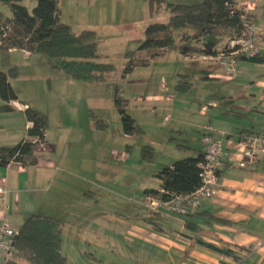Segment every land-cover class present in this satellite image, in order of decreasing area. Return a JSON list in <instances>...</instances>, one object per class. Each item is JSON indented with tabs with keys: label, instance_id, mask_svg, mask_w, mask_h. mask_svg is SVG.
I'll list each match as a JSON object with an SVG mask.
<instances>
[{
	"label": "crops",
	"instance_id": "0c3cea01",
	"mask_svg": "<svg viewBox=\"0 0 264 264\" xmlns=\"http://www.w3.org/2000/svg\"><path fill=\"white\" fill-rule=\"evenodd\" d=\"M236 1L244 4V0ZM263 4H258L253 12L260 15ZM256 26L264 29V17ZM5 58L18 72L11 80L18 100L7 105L0 100V146H12L25 137L31 126L23 116L26 106L43 111L33 104L30 92L28 98L24 96L20 80L24 73L31 72L26 76L34 81L39 68L48 64L38 54L16 49L9 50ZM253 64L264 68V64ZM260 78L264 79V74ZM61 80L62 86L71 83ZM37 86L35 83L38 90ZM82 86L75 85L74 93L89 91ZM257 86L262 93L258 97L251 93L237 104L239 110L226 111L236 120L225 124L220 131L215 130V138L229 149L240 133L257 132L264 126V80ZM57 91L61 90L57 88ZM31 92L38 94L36 90ZM81 97L72 98L66 122L68 110L59 109L61 117L56 122H51V115L46 113L49 127L45 130V143L39 147L36 166L23 167L16 163L0 166V183L8 190L6 208L0 205V224L6 222L17 231L30 214L59 219L63 223L61 252L68 264H264V152L253 166L240 168L234 161L235 152L230 151V157L222 159L218 171L220 188L212 198L201 201L189 216L160 209L151 217L156 228L148 221L150 213L144 207L146 212H143L139 205L144 197L137 201L125 197L121 200V195L114 194L115 198L110 200L104 194L111 188L97 179L99 174L94 170L97 154L92 151L93 123L83 121L79 127L74 124L79 118L75 107L82 104ZM86 97L88 104L83 107L87 108L90 96ZM190 149V155L196 152ZM106 157L110 159V154ZM158 185L156 178L154 186L144 189ZM132 201L136 206L129 204ZM186 221L195 229H188ZM221 250H228L229 254ZM5 258L6 253L0 252V264Z\"/></svg>",
	"mask_w": 264,
	"mask_h": 264
},
{
	"label": "rangeland",
	"instance_id": "374dc122",
	"mask_svg": "<svg viewBox=\"0 0 264 264\" xmlns=\"http://www.w3.org/2000/svg\"><path fill=\"white\" fill-rule=\"evenodd\" d=\"M22 3L29 11L35 5L34 0H23ZM249 3L250 7L247 4H243V7L253 12L262 1L250 0ZM59 9L61 21L69 24L75 32L95 30L99 60L113 64L117 72L110 79L95 84L71 81L73 85L69 83L71 85L68 88V85L62 86L64 82L61 79L66 80L62 73L44 66L39 68L34 81L28 78L31 72L24 73L20 80L23 86H20L25 91L24 96L28 98L30 92L33 104L51 115V122L60 120L59 109L68 110L66 122L73 99L82 96L79 99L82 104L78 102L77 109L75 107L79 118L74 120V124L79 127L83 121L93 123L94 130L90 134L93 138L92 151L97 154L94 170L99 174L97 179L111 188L110 192H104L110 200L115 198L114 194L121 195V200L124 197L135 201L143 198L144 188L155 184V173L174 160L192 153L181 148V145L202 150L201 133L204 125L220 131L225 124L236 120L233 114L226 111L239 110L237 104H241L251 93L257 97L262 93L257 86L260 80H264L260 78L264 74L262 66L242 61L240 75L228 78L219 65L201 61L186 62L177 50H169L122 78L120 70L127 61L122 56L123 52L139 46L148 24L167 20L165 12L150 18L147 4L142 0H59ZM0 11L9 14L6 6L1 7ZM184 34L183 31L175 32V40L182 41ZM226 41L225 38L218 39L217 47ZM213 43L203 41L190 45L206 49ZM38 55L46 61L43 54ZM179 74L186 76L181 80L192 84L188 92L175 89ZM212 75L214 77H210ZM75 85H85L89 91L74 93ZM116 87L120 89V95L128 99L127 113L139 124L143 131L141 135H123L119 114L113 105ZM57 88L61 90L60 93ZM32 90L38 94L32 93ZM85 95L90 96L87 108L83 107L88 104ZM212 103L216 107L211 106ZM202 106H206V114L200 113ZM100 119L104 127L96 126V121ZM98 124L101 125V122ZM146 145L151 146L152 157L141 160V150ZM107 153L110 159H107ZM135 201L129 204L136 206ZM139 205L146 212L144 201Z\"/></svg>",
	"mask_w": 264,
	"mask_h": 264
},
{
	"label": "trees",
	"instance_id": "16d2710c",
	"mask_svg": "<svg viewBox=\"0 0 264 264\" xmlns=\"http://www.w3.org/2000/svg\"><path fill=\"white\" fill-rule=\"evenodd\" d=\"M22 1L0 0V8L6 6L9 10V14H3L0 11V100L2 102L7 105L18 100L17 93L11 85V80L18 76V72L15 66L7 64L5 58L8 51L13 49L31 54H43L46 57V64L51 69L62 73L67 80L95 84L114 76L117 68L111 63L99 60L95 30L82 29L75 32L69 24L62 22L59 0H34L35 5L31 11ZM142 1L147 4L150 18L165 12L167 20L148 24L144 31V39L139 46L123 52L122 56L127 61L120 70L122 78L136 67L148 65L151 60L164 55L169 50L180 51L189 62L201 61L220 66L213 60H202L197 57L214 58L222 52L227 54L228 41L242 34L245 23L258 25L260 18L264 17V10L260 15L248 12L243 4L236 0ZM177 31L185 33L180 42H177L174 37ZM220 38H225L227 41L217 47V41ZM203 41L214 43L206 49L190 45L193 42ZM234 59L239 62V65L242 61L264 64V57L259 55L255 57L237 55ZM182 77L186 76L178 75L175 89L188 92L192 84L181 80ZM119 91L118 87L114 89L113 105L119 114L122 133L127 137L141 135L143 131L140 126L127 113L128 99L120 95ZM202 108L204 110L201 109V111L206 112V106ZM23 116L27 122L31 123V126L27 128L25 137L14 145L0 146V166L16 163L23 167H31L38 163L39 147L45 143L44 134L49 125L48 116L45 112L31 106H26ZM97 121V127L105 126L102 120ZM99 122L101 125L98 124ZM216 133L214 130L213 135ZM203 134L204 129H202L201 137ZM180 147L191 150L188 146ZM151 150V146H143L141 160L151 158ZM203 153L204 148L196 150L192 155L184 156L162 167L155 174L159 180L158 187L144 189L143 201L146 210L150 213L148 221L154 227L158 228L151 219L152 215L164 208L150 210L146 207L147 199L154 198L166 202L193 193L201 185L199 164L203 159ZM196 209L188 210L183 215L171 213L189 216ZM185 223L188 229H195L193 224L188 221ZM62 224L59 219L48 215L36 213L28 215L17 231L12 228L16 232L15 239L9 251L6 252V258L2 264H68L61 252ZM207 246L219 251L213 246ZM221 252L229 254L228 250H221ZM230 256L238 260L236 256Z\"/></svg>",
	"mask_w": 264,
	"mask_h": 264
},
{
	"label": "built area",
	"instance_id": "2783aa9c",
	"mask_svg": "<svg viewBox=\"0 0 264 264\" xmlns=\"http://www.w3.org/2000/svg\"><path fill=\"white\" fill-rule=\"evenodd\" d=\"M250 0H244V4L250 7ZM262 1L264 0H255ZM256 4H254L255 6ZM229 52L220 53L216 57L199 56L198 59L213 60L222 67L224 75L228 78L237 77L241 71L239 62L234 57L242 55L244 57H264V29L253 23H245L242 34L228 41ZM195 58V57H192ZM204 110V108H202ZM204 134L202 142L204 144L203 159L199 164L201 170V185L189 196L177 197L174 200L161 202L154 198H148L146 207L150 210L164 208L170 212L183 215L188 210H194L199 203L206 199H211L215 191L220 188L218 171L222 164V159L230 157V151L235 152L234 161L240 168H247L256 163L257 157L264 152V126L257 132L243 133L231 144V149L225 147L219 139L215 138L214 130L206 125L203 127ZM227 158V159H228ZM8 190L0 183V205L6 208ZM16 232L5 222L0 225V252L6 253L11 248Z\"/></svg>",
	"mask_w": 264,
	"mask_h": 264
},
{
	"label": "water",
	"instance_id": "95a60500",
	"mask_svg": "<svg viewBox=\"0 0 264 264\" xmlns=\"http://www.w3.org/2000/svg\"><path fill=\"white\" fill-rule=\"evenodd\" d=\"M15 239V238H14Z\"/></svg>",
	"mask_w": 264,
	"mask_h": 264
}]
</instances>
